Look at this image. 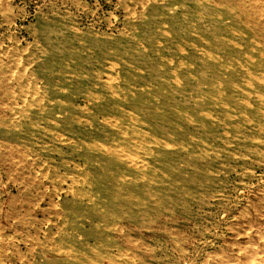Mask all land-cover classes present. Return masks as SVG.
Instances as JSON below:
<instances>
[{
	"label": "rangeland",
	"instance_id": "rangeland-1",
	"mask_svg": "<svg viewBox=\"0 0 264 264\" xmlns=\"http://www.w3.org/2000/svg\"><path fill=\"white\" fill-rule=\"evenodd\" d=\"M263 66L264 0H0V264H264Z\"/></svg>",
	"mask_w": 264,
	"mask_h": 264
},
{
	"label": "bare ground",
	"instance_id": "bare-ground-1",
	"mask_svg": "<svg viewBox=\"0 0 264 264\" xmlns=\"http://www.w3.org/2000/svg\"><path fill=\"white\" fill-rule=\"evenodd\" d=\"M254 15V14H253ZM232 37V36H231ZM203 40V39H202ZM250 51V49H249ZM235 57V56H234ZM155 63V62H154ZM225 65V64H224ZM248 65V64H247ZM250 65V64H249ZM157 66V65H156ZM222 67V66H221ZM242 67V66H241ZM246 67V66H245ZM250 67V66H249ZM264 67V66H263ZM262 67V68H263ZM247 68V67H246ZM251 68V67H250ZM254 69V66L252 67ZM257 68V67H256ZM249 69V68H248ZM260 69V68H259ZM231 71V70H230ZM239 71V70H238ZM241 71V69H240ZM232 72V71H231ZM226 73V72H225ZM235 73V72H234ZM242 74V73H240ZM254 74V73H252ZM255 74H258V73H255ZM254 74V75H255ZM262 74V73H261ZM243 76V75H242ZM241 76V77H242ZM245 76V75H244ZM250 76V75H249ZM248 76V77H249ZM264 76V75H263ZM247 77V78H248ZM245 78V77H244ZM254 78V77H253ZM262 78V77H261ZM234 79V78H233ZM243 79V78H242ZM246 80V79H245ZM251 80V79H250ZM255 80V78H254ZM253 80V81H254ZM264 80V79H263ZM232 81V80H231ZM252 81V80H251ZM236 82V81H235ZM243 82V81H242ZM238 83V81H237ZM253 83V82H252ZM142 84V83H141ZM233 84V83H232ZM240 85V83H238ZM247 84V83H246ZM237 85V84H236ZM255 85V84H254ZM219 86V85H218ZM247 86V85H246ZM249 86V85H248ZM254 87V86H253ZM234 88V87H233ZM241 88V87H240ZM261 88V87H260ZM39 89V88H38ZM118 89V88H117ZM232 89V88H231ZM255 89V88H254ZM212 90V89H211ZM235 90V89H234ZM248 90V89H247ZM213 91V90H212ZM218 91V90H217ZM230 91V90H229ZM232 91V90H231ZM238 91V90H237ZM253 91V90H252ZM228 92V91H227ZM233 92V91H232ZM240 92V91H239ZM259 92V91H258ZM257 92V93H258ZM264 92V91H263ZM133 93V92H132ZM138 93V92H137ZM230 94V93H229ZM238 94V93H237ZM242 94V93H241ZM251 94V93H250ZM256 94V93H255ZM85 95V94H84ZM116 95V94H115ZM231 95V94H230ZM263 95V94H262ZM238 96V95H237ZM245 96V95H244ZM235 98V96L233 97ZM238 98V97H237ZM241 98V97H240ZM263 98V97H262ZM226 99V98H225ZM231 99V98H230ZM242 99V98H241ZM87 100V99H86ZM122 100V99H121ZM235 100V99H234ZM258 100V99H257ZM262 101V100H260ZM259 101V102H260ZM159 102V101H158ZM258 102V103H259ZM226 103V102H225ZM240 103V102H239ZM214 104V103H213ZM174 105V104H173ZM223 105V104H222ZM225 105V116H223V125L225 127V130H224V135H225V143L228 142H232L233 144H235L236 146H238V148H240L241 146L243 147H247V146H252L253 144H256V143H252L254 140H260L262 138V135H263V132H264V111H262L261 109L264 108V102L263 103H259V104H255V103H251V102H248L245 106H246V109H241L242 107L239 106V104L236 102V100L233 102V104H224ZM170 107V106H169ZM211 108V107H210ZM81 109V108H80ZM113 109V108H112ZM218 109V108H217ZM176 110V109H175ZM264 110V109H263ZM122 111V110H121ZM159 111V110H158ZM162 111V110H161ZM172 111V110H171ZM170 111V112H171ZM207 111V110H205ZM210 111V109H209ZM222 111V109H221ZM124 112V111H122ZM173 112V111H172ZM175 112V111H174ZM173 112V114H174ZM178 112V110H177ZM80 114V113H79ZM123 114V113H122ZM178 114V113H177ZM180 114V113H179ZM188 114V113H187ZM223 114V113H222ZM121 115V114H120ZM154 115V114H152ZM215 115V114H214ZM261 115L263 119H260L258 116ZM127 116V115H126ZM129 116V114H128ZM119 117V116H118ZM161 117V116H160ZM179 117V116H178ZM214 117V116H213ZM120 118V117H119ZM155 118V117H154ZM157 117L154 119L156 120ZM165 119V118H164ZM220 120V118H218ZM125 120V119H124ZM162 120V119H161ZM168 120V118H167ZM218 120V121H219ZM213 121V120H212ZM159 123V122H158ZM173 123V122H172ZM171 123V125H173ZM213 123V122H212ZM220 123V122H219ZM155 124V123H154ZM160 125H162L161 123H159ZM175 124V123H174ZM128 125V124H127ZM149 125V124H148ZM156 125V124H155ZM220 125V124H219ZM132 126V125H131ZM147 126V125H146ZM154 126V125H153ZM164 126V125H163ZM169 127V126H168ZM221 127V126H220ZM121 128V127H120ZM133 128V127H131ZM140 128V127H139ZM171 128V127H170ZM153 129V128H152ZM216 129V128H215ZM137 130V128H136ZM150 130V129H148ZM157 130V129H156ZM161 129H159L160 131ZM121 131V130H120ZM129 131V130H128ZM144 131V130H143ZM154 131V130H153ZM162 132V131H161ZM170 132V131H169ZM176 132V130H175ZM163 133V132H162ZM219 133V132H217ZM116 134V133H115ZM120 134V133H119ZM134 134V133H133ZM136 134V133H135ZM134 134V135H135ZM166 134V133H164ZM233 134V135H231ZM176 135V134H175ZM123 136V135H122ZM148 136V135H147ZM222 136V135H221ZM174 137V136H172ZM219 137V136H218ZM146 138V137H145ZM148 138V137H147ZM151 138V137H150ZM149 138V139H150ZM153 138V137H152ZM117 139V138H116ZM128 139V137H127ZM141 139V138H140ZM138 140V139H137ZM144 140V139H143ZM146 140V139H145ZM108 141V140H107ZM156 141V140H155ZM163 141V140H162ZM171 141V140H170ZM174 141V140H173ZM128 142V140H127ZM223 142V141H222ZM236 142V143H235ZM258 142V141H257ZM107 143V142H106ZM110 143V142H109ZM126 143V142H125ZM164 143V142H163ZM174 143V142H173ZM90 144V143H89ZM175 144V143H174ZM95 145V144H94ZM93 145V146H94ZM126 145L124 144L123 140L121 139H117L116 141V144L115 145H109V146H106L104 145L103 146V151L104 152H107V154L109 155V159L111 161H115L117 162L118 164H120L121 162V159L123 158L122 155L118 152V149L122 148L123 149V146ZM161 145V144H160ZM225 145V144H224ZM70 146V145H69ZM159 146V145H158ZM164 146V145H163ZM176 146V144H175ZM228 146V145H227ZM90 146H87L88 149ZM140 147V146H139ZM171 147V146H170ZM94 148V147H93ZM160 148V147H159ZM166 149V148H165ZM164 149V150H165ZM175 149V148H174ZM181 149H183L186 153H190V149H189V146L187 144H184L182 145ZM254 149V148H253ZM238 150V149H237ZM240 150V149H239ZM124 151V150H123ZM177 151V150H176ZM181 151V150H179ZM204 149L203 147H198V152H194V153H191V155L194 154V156H198V157H206V155L204 156ZM177 153V152H176ZM244 152H238V151H235V152H228L227 156L228 157H231V158H244ZM123 154V153H122ZM178 154V153H177ZM207 154V153H205ZM179 155V154H178ZM189 155V156H191ZM218 156V155H216ZM220 156V155H219ZM226 156V157H227ZM181 160H183L184 163L186 164H189V162L191 160H188L186 158V156H183V155H180L179 157H177ZM207 158V157H206ZM218 158V157H217ZM178 159V161H180ZM200 159V158H199ZM196 160V159H195ZM219 161V160H218ZM123 162V161H122ZM122 165V164H121ZM125 165V163H124ZM119 166V165H118ZM123 166V165H122ZM190 166V165H189ZM106 168V167H105ZM152 168V167H151ZM116 169V168H115ZM106 171V170H105ZM117 171V170H116ZM115 171V172H116ZM122 171V170H121ZM119 174H114L111 175V177H115L113 180V182H111V187H110V191L114 192V194H116L117 197H121L122 198V195L120 196V194L122 193H118V188L115 187V186H120V181H123L124 180V175L121 174L120 172H118ZM180 173V172H179ZM186 173V172H185ZM189 174V173H188ZM110 175V174H109ZM106 197V196H105ZM115 197V196H114ZM113 198V196H112ZM111 198V199H112ZM109 202V201H108ZM233 203V202H232ZM109 204V203H108ZM113 204V203H111ZM73 205V204H72ZM120 207V206H119ZM122 207V206H121ZM93 211V210H92ZM98 211V210H97ZM95 213V212H94ZM98 213V212H97ZM100 213V212H99ZM263 213V212H262ZM112 214V213H111ZM103 216V215H102ZM103 226V225H102ZM103 228V227H102ZM104 229V228H103ZM98 230V228H97ZM95 232V231H94ZM69 234V233H68ZM99 236V233H95V237H94V243L95 245H101L103 242H101L98 238ZM105 236V235H104ZM62 237V236H61ZM66 237V236H65ZM69 238V237H67ZM109 239V238H108ZM66 240V239H65ZM92 241V240H91ZM93 243V244H94ZM88 245V244H87ZM86 245V246H87ZM69 246V245H68ZM83 246V245H82ZM90 247V246H89ZM87 248V247H86ZM90 249V248H89ZM92 250V249H91ZM68 251V250H67ZM74 253V252H73ZM82 253V252H81ZM92 254V253H91ZM109 254V253H108ZM75 255V254H74ZM79 255V253H78ZM80 256V255H79ZM84 259V258H83ZM72 260V259H71ZM78 264V262H77ZM120 264V263H119Z\"/></svg>",
	"mask_w": 264,
	"mask_h": 264
}]
</instances>
